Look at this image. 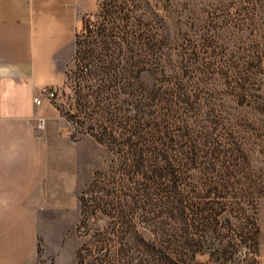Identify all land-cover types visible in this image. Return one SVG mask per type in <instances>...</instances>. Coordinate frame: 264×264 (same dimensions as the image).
Segmentation results:
<instances>
[{
	"label": "rangeland",
	"instance_id": "rangeland-1",
	"mask_svg": "<svg viewBox=\"0 0 264 264\" xmlns=\"http://www.w3.org/2000/svg\"><path fill=\"white\" fill-rule=\"evenodd\" d=\"M90 15L87 74L72 60L48 104L93 167L74 264H264V0H105Z\"/></svg>",
	"mask_w": 264,
	"mask_h": 264
},
{
	"label": "crops",
	"instance_id": "crops-1",
	"mask_svg": "<svg viewBox=\"0 0 264 264\" xmlns=\"http://www.w3.org/2000/svg\"><path fill=\"white\" fill-rule=\"evenodd\" d=\"M104 1L0 0V264H36L38 245L43 257L74 264L68 238L93 167L59 135L49 101L34 97L62 84L83 17Z\"/></svg>",
	"mask_w": 264,
	"mask_h": 264
},
{
	"label": "built area",
	"instance_id": "built-area-1",
	"mask_svg": "<svg viewBox=\"0 0 264 264\" xmlns=\"http://www.w3.org/2000/svg\"><path fill=\"white\" fill-rule=\"evenodd\" d=\"M86 25H85V31L92 32L94 30L95 22H94V17L92 15H88L86 17ZM85 31H82L83 34H85ZM80 39H81V33L80 29L76 33V40L74 44V50H73V57L72 60H74L78 64V72L80 75H85L87 74V67L83 66L81 63L77 62L78 60H75L77 58V54L79 53V44H80ZM69 73V70L66 72V75L64 77V80L62 84L58 87H52L49 89H42L35 97H34V102L36 104L40 103L41 98L46 99L49 101V103H58L61 101V98L65 92V89L67 88V74ZM44 127V121L41 119L39 121V128L42 129ZM68 131H69V136L76 140L79 135H82L79 129V125L77 122H69L68 123ZM82 231V229H80ZM37 264H51L50 262L47 261H41Z\"/></svg>",
	"mask_w": 264,
	"mask_h": 264
}]
</instances>
